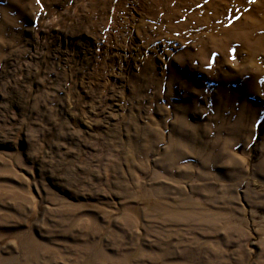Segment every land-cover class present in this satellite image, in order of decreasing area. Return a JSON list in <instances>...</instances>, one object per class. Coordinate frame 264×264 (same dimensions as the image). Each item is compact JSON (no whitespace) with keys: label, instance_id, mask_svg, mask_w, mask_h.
<instances>
[{"label":"rangeland","instance_id":"rangeland-1","mask_svg":"<svg viewBox=\"0 0 264 264\" xmlns=\"http://www.w3.org/2000/svg\"><path fill=\"white\" fill-rule=\"evenodd\" d=\"M0 264H264V0H0Z\"/></svg>","mask_w":264,"mask_h":264},{"label":"snow or ice","instance_id":"snow-or-ice-1","mask_svg":"<svg viewBox=\"0 0 264 264\" xmlns=\"http://www.w3.org/2000/svg\"><path fill=\"white\" fill-rule=\"evenodd\" d=\"M251 2H254V0H251Z\"/></svg>","mask_w":264,"mask_h":264}]
</instances>
